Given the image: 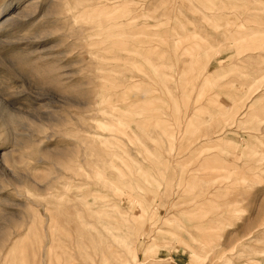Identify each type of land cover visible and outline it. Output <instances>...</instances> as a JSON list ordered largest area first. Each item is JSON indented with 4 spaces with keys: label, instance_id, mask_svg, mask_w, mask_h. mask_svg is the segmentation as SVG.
Instances as JSON below:
<instances>
[{
    "label": "rangeland",
    "instance_id": "rangeland-1",
    "mask_svg": "<svg viewBox=\"0 0 264 264\" xmlns=\"http://www.w3.org/2000/svg\"><path fill=\"white\" fill-rule=\"evenodd\" d=\"M0 264H264V0H0Z\"/></svg>",
    "mask_w": 264,
    "mask_h": 264
}]
</instances>
